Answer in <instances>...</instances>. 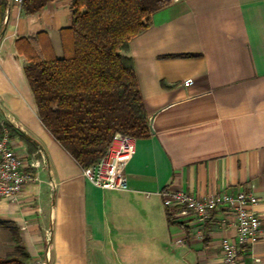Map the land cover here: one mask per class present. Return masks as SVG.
<instances>
[{
	"label": "crops",
	"instance_id": "1",
	"mask_svg": "<svg viewBox=\"0 0 264 264\" xmlns=\"http://www.w3.org/2000/svg\"><path fill=\"white\" fill-rule=\"evenodd\" d=\"M71 12V0H47L33 12L6 7L0 119L13 127L14 149L41 152L46 165L15 200L0 198V258L15 248L13 229L25 264L219 263L221 239L235 236L232 217L213 212L198 237L191 218L167 220L157 192L175 187L200 196L251 191L259 232L238 264H264V0H172L129 39L121 52L132 59L150 135L120 155L119 190L92 184L44 129L14 46L36 37L37 48L61 57Z\"/></svg>",
	"mask_w": 264,
	"mask_h": 264
},
{
	"label": "trees",
	"instance_id": "2",
	"mask_svg": "<svg viewBox=\"0 0 264 264\" xmlns=\"http://www.w3.org/2000/svg\"><path fill=\"white\" fill-rule=\"evenodd\" d=\"M46 1L23 0L21 6L33 12ZM171 1L71 0L72 22L61 30V57L37 48L36 37L15 39L40 123L82 168L104 155L116 132L134 139L150 135L132 59L121 51L149 26L151 14ZM6 7L0 0V29ZM12 232L15 248L0 263L25 264L27 253Z\"/></svg>",
	"mask_w": 264,
	"mask_h": 264
},
{
	"label": "built area",
	"instance_id": "3",
	"mask_svg": "<svg viewBox=\"0 0 264 264\" xmlns=\"http://www.w3.org/2000/svg\"><path fill=\"white\" fill-rule=\"evenodd\" d=\"M23 0H6L20 5ZM191 78L182 80L191 84ZM134 138L129 135L114 133L104 155L94 164L82 168V174L94 185L112 190L126 187L125 164L120 155L133 154ZM38 152V151H37ZM39 157L22 153L11 144L10 131L4 122L0 123V198L15 200L24 186L32 181H39V170L46 165L41 152ZM50 188H55V181L49 176ZM157 194L166 213L176 220L191 218L196 226L195 233L201 236V227L218 211L223 221L231 216L235 228L233 238L223 237L220 241L222 259L217 264H238L240 255L252 244L259 232V216L254 209L257 197L246 190L237 192L213 191L206 195H196L182 188L165 187Z\"/></svg>",
	"mask_w": 264,
	"mask_h": 264
},
{
	"label": "rangeland",
	"instance_id": "4",
	"mask_svg": "<svg viewBox=\"0 0 264 264\" xmlns=\"http://www.w3.org/2000/svg\"><path fill=\"white\" fill-rule=\"evenodd\" d=\"M1 114V113H0ZM1 116V115H0ZM1 122H4V123H7L6 121H4V119H0V123Z\"/></svg>",
	"mask_w": 264,
	"mask_h": 264
}]
</instances>
